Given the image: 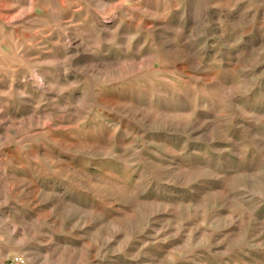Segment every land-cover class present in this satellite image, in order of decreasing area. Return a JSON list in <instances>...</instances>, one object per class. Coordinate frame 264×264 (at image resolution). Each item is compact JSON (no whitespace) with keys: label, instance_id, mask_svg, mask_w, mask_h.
<instances>
[{"label":"rangeland","instance_id":"1","mask_svg":"<svg viewBox=\"0 0 264 264\" xmlns=\"http://www.w3.org/2000/svg\"><path fill=\"white\" fill-rule=\"evenodd\" d=\"M0 264H264V0H0Z\"/></svg>","mask_w":264,"mask_h":264}]
</instances>
